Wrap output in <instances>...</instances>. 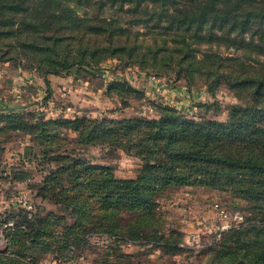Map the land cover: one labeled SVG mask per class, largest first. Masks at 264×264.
Segmentation results:
<instances>
[{"label": "rangeland", "instance_id": "obj_1", "mask_svg": "<svg viewBox=\"0 0 264 264\" xmlns=\"http://www.w3.org/2000/svg\"><path fill=\"white\" fill-rule=\"evenodd\" d=\"M196 1L148 0V9L159 14L147 21L139 20L140 9L126 10L127 5H91V11L122 24L116 27V43L126 49L61 75L45 78L15 60H0V264H61L71 246L81 256L79 264H245L224 258L222 251L245 224L253 222L256 228L264 224V196L256 192L258 176L241 168L218 178L192 173L169 158L166 166L175 171V178L156 181L154 172L135 154L139 143L156 146L146 138L148 127L126 122L171 113L195 121L232 118L235 126L226 135L231 144L238 142L237 133L250 134L264 123L258 103L254 114L247 113L252 95L246 89L232 87L222 76L213 91L208 89L217 73L264 75L263 52L253 45L259 40L258 25H248L241 43L239 26L225 33L218 23L206 22L197 32L202 37L191 34L197 22L190 30L164 27L168 20L163 9ZM130 18L134 20L129 22ZM175 32L186 38L170 54L179 57L187 51L199 58L189 80L182 72L175 74L167 62L159 61V68H154L138 57L154 46V39L158 43L167 38L173 46L170 38ZM233 37L235 41L230 40ZM132 46L133 54H127ZM204 53L209 56L203 57ZM239 106L242 110L234 113L232 109ZM241 121L248 126L240 127ZM253 136L262 141L263 135ZM129 145L133 147L128 152ZM231 151L235 154V149ZM181 173L184 178L176 179ZM125 181H131V190L136 187L139 195L148 197L149 208L121 210L112 220L110 206L116 204V191L128 185ZM220 208L229 215L238 212L243 219L217 236ZM30 225H35L31 238L26 234ZM106 231L129 238L115 247L101 235ZM194 233L209 246H182Z\"/></svg>", "mask_w": 264, "mask_h": 264}, {"label": "trees", "instance_id": "obj_2", "mask_svg": "<svg viewBox=\"0 0 264 264\" xmlns=\"http://www.w3.org/2000/svg\"><path fill=\"white\" fill-rule=\"evenodd\" d=\"M147 1L0 0V60H15L18 66L35 69L45 78L49 74L61 75L74 66H90L93 63H99L104 58L125 50L126 46L116 43V27L122 24L116 23V20L109 15L91 11L92 7L90 6L93 4H106L109 7L114 4H118L120 7L127 5L126 10L140 9L142 15L139 20L147 21L154 14H159L148 9ZM155 1L165 3L169 0ZM79 10H82V13H79ZM161 14H164L168 20V24L164 25L165 28L180 25L179 27L190 30L192 24L197 22L195 31L191 30L192 36L196 37H202L197 35V32L206 22H210L211 26L213 23H218L220 27L225 28V33L239 26L237 29V34H241L239 43L244 40L242 33L252 23L258 25L255 28V31H260L258 39L262 40L264 37V0H198L190 5L184 3L183 5L165 8ZM132 18L129 22L134 20ZM225 23H228V26H224ZM255 31L252 30L251 32V40ZM210 34L212 35V31H208V35ZM185 38V34L173 33L170 38L171 42L174 43L173 46L167 43V38L160 39L158 43L157 39H154L152 41L154 46H149L146 52L138 53V57L141 58L142 64L154 68H159L157 65L159 61L167 62L175 74L182 72L189 80L195 62L199 58L187 51L179 57L170 54L178 49L177 42H185ZM230 40L235 41V38ZM259 40L253 45L258 51L263 52L264 56V41ZM184 48L194 50L190 45H185ZM126 52L130 55L133 54L134 46ZM207 56L209 54L204 53L203 57ZM220 76L228 81L232 87L246 89L252 95V103L246 108L250 109L247 110V113H255L252 111L255 103L261 107L259 112H264V75H233L226 72L219 75L217 73L208 81L210 91L214 90L213 87L217 84ZM240 110H242L240 106L232 109L234 113ZM262 115L264 116V114ZM107 121L110 120H105L104 123ZM131 121L134 123V127L139 128L142 124L146 125L148 127L147 140L152 145L156 144L155 147H150L149 143L146 145L139 143L135 153L144 161V166L150 167L149 169L154 172L152 175L156 181L175 178V171L167 169L166 166L168 159L173 158L188 172L210 173L217 178L223 172L234 168L248 169L253 175L258 176L260 187L256 189V192L264 196V152L260 151L264 145V123L253 127L250 134L237 133L238 142L231 144L226 135H231V128L235 126L232 118L227 122L195 121L171 113L153 120L136 118L126 120L127 123ZM115 123L117 125V122ZM238 125L247 127L248 123L241 121ZM253 135H263L262 141ZM213 140H217V142L208 145ZM108 143L110 144V141ZM132 147L129 145L126 150L129 152ZM231 149H235V154L232 153ZM158 170L162 171L155 173ZM179 178L181 180L184 178L182 173L176 179ZM44 181L47 180L44 179ZM125 182L128 185H122L121 188L125 189L121 192L116 191V204L110 206L109 217L111 216L112 220L118 217L121 210L129 213L149 208L148 197L145 194L139 195L136 187L131 190L129 186L131 181ZM41 190L45 189L41 188ZM115 211L116 213H114ZM33 227L35 225L28 226L29 231L26 232L30 238ZM243 227L241 231L240 229L236 230L238 237L232 241L231 246L222 251V256L245 264H264V224L256 228L252 222ZM101 235H105L115 247L116 245L119 246L123 240H127L125 237L129 238V236L120 237L112 231H106ZM76 251V247L71 246L68 251V258L75 257ZM104 264L108 263L105 262Z\"/></svg>", "mask_w": 264, "mask_h": 264}, {"label": "built area", "instance_id": "obj_3", "mask_svg": "<svg viewBox=\"0 0 264 264\" xmlns=\"http://www.w3.org/2000/svg\"><path fill=\"white\" fill-rule=\"evenodd\" d=\"M218 210H219L221 218H220V221L216 225L217 236L223 231L228 230L233 226H236L243 219L242 215L238 212H235L232 215H229L222 208ZM181 245L182 246L189 245L191 247H195V249H201L206 244L201 240V237L198 233H194L190 235V237L185 241V243H181ZM80 259H81V256L76 255L73 258H63L62 260H59V262H61V264H79ZM57 262L58 261H55L54 264H57ZM38 264H46V263L41 262Z\"/></svg>", "mask_w": 264, "mask_h": 264}]
</instances>
